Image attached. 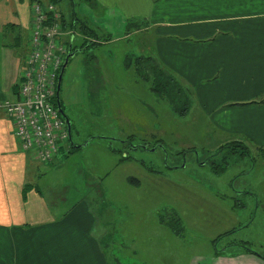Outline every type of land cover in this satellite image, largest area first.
Segmentation results:
<instances>
[{"label": "crops", "instance_id": "0c3cea01", "mask_svg": "<svg viewBox=\"0 0 264 264\" xmlns=\"http://www.w3.org/2000/svg\"><path fill=\"white\" fill-rule=\"evenodd\" d=\"M87 2L90 7L84 8L81 19L86 23L93 21L95 24V26L88 24L98 37L99 45L94 47L98 49L101 46L124 44L120 48L121 63L110 62L111 68H119L120 65L121 70L125 72L127 59H130L128 65H132L130 39L137 36L139 47H145L150 57L173 73L191 91L195 105V116L193 115L195 122L210 126L217 134L232 138V141L243 142L248 150L257 153L261 172L254 178V182H250L249 189L239 188L245 191H238V194L255 197L257 204L261 199L264 201V0H87ZM28 3L31 1L21 3L13 1L8 6L0 1L1 100L17 98L16 85L25 70L24 60L28 54L26 49L29 35L22 48L16 46L19 35L13 38L12 43V35L8 36L7 41L5 35L12 34V31L17 34L18 30L19 34H28L32 13ZM90 9L94 11L91 13ZM9 23L16 25L15 28L3 31L4 26ZM70 38L69 31H66L61 42L69 44ZM79 39L83 43L90 38L80 33ZM113 51H116V48H109V58L116 61L114 60L116 52ZM79 53L71 57L67 67L73 62L78 64L76 58ZM95 58V55H90L93 62ZM108 60L103 62L106 63ZM80 62L83 60L80 59ZM91 64L87 66L91 67ZM106 77L108 78L107 72ZM123 79V85L132 83L127 76H123ZM79 81L80 86H84L81 79ZM68 89L70 88L66 87L65 91L69 92ZM79 93L83 95L81 90ZM60 99L64 105L62 85ZM128 100L133 102L132 98ZM130 107L132 105H126L120 113L123 120L127 121L121 123L123 136L113 140L94 138L104 140L93 147L98 151L95 152L97 158L89 161L86 156L87 166H78L75 175L79 174L80 177V173L88 174L89 177L99 175L98 166L113 158L115 166L138 162L139 166L152 176L151 180L155 177H159V181L163 180L164 174L156 171L150 173L141 163L143 160H139L138 156L126 149L129 145L125 140L131 137V143L134 144L135 133L142 130L141 123L128 118L126 113H130ZM148 124L149 122L144 126ZM153 125L155 129L158 127L157 123ZM197 128H199L197 125L192 127ZM152 131L154 132L153 128ZM149 137L153 144H150L149 140L144 141L146 137L141 143H146L148 147L158 143L155 148L164 146L158 135L157 138L155 134ZM73 142L77 145L83 143ZM113 142H119L120 145L115 146ZM88 144L92 146L95 143L91 141ZM223 144L225 143L220 145ZM71 148L73 146L68 142L59 150L52 162L44 164L53 166L58 162L68 161L73 153L82 147L76 148L72 153ZM225 149L217 152L224 153ZM91 155L94 157L93 153ZM120 157L128 159L120 160ZM39 163L41 162L34 160L29 152L22 150L14 135L13 121L0 111V264H107L100 243L94 236L96 223L90 213L89 204L80 200L78 204L73 203L61 212L59 204H50L43 189L37 182L34 183V179L36 177L39 179L41 173ZM106 175L108 176L109 172ZM127 178L138 185V180L133 176ZM207 194L225 203L232 212L230 229L242 227L239 211L233 206V201L232 204H228V201L223 200L226 196L214 195L211 192ZM57 209L60 214L56 213ZM262 212L264 217V210ZM170 221L171 217L161 218L164 224ZM181 226L184 228L183 223ZM201 258L207 259L209 261L207 264H264L263 258L245 249H233L231 254L226 252L219 255L216 252L208 256L202 255Z\"/></svg>", "mask_w": 264, "mask_h": 264}, {"label": "rangeland", "instance_id": "374dc122", "mask_svg": "<svg viewBox=\"0 0 264 264\" xmlns=\"http://www.w3.org/2000/svg\"><path fill=\"white\" fill-rule=\"evenodd\" d=\"M0 1L8 6L13 1H31L28 3L32 12L27 34L29 40L34 13L37 11L35 7L41 4L33 0ZM56 4L69 23L74 17V12L82 17L84 8L89 6L87 0H59ZM47 5L48 1L44 2L42 8ZM90 11L92 13L94 10ZM88 22L87 24L95 26L93 21ZM97 22L99 24V21ZM5 29L6 27L3 31ZM19 32L18 30L17 34L15 31L6 34V41L8 36L12 35V43ZM71 34L74 37L70 38V43L80 45L82 42L79 39V29H75ZM130 40L131 58L149 56L145 47H139L137 36ZM123 45L118 43L98 49L90 47L86 52L79 53L76 58L78 64H70L63 77V110L74 125L71 132L73 141L85 143L92 137L113 140L123 136L121 123L127 121L123 120L120 113L126 105H132L130 113L126 114L131 120L141 123L142 130L135 133L134 144L126 149L138 156L139 160H143L146 167L164 174L163 180L159 181V177L151 180L152 176L139 166L138 162L115 166L113 158L97 165L99 175H75L78 166H87L86 156L89 161L97 158L95 145L104 140L93 139L91 141L94 145L83 146L81 150L73 153L68 161L58 162L53 166L39 163L41 173L39 179H34V183L37 182L43 189L50 204H59L60 212L68 209L73 203L78 204L80 200L89 204L90 213L96 223L94 236L100 243L107 264H192L193 260V264H207L209 261L202 260V255L208 256L216 252L219 255L226 252L231 254L233 249L244 250L245 248L238 244L242 242H246L252 252L258 253L259 257L264 259V201L261 199L257 204L255 197L238 194V191H245L239 188L249 189L250 182H254V178L261 172L257 153L251 152L250 149V155H232L230 149L218 153L217 151L228 142H233L232 138L223 137L210 126L195 122V105L189 92L188 114L180 116L170 110L163 96L150 91L149 88L155 83L152 79L144 81L134 70V64L128 65L125 72L121 70L120 65L119 68H111L110 62L121 63L120 48ZM109 48H116V51H113L116 52V61L109 58ZM91 54L96 57L94 62L90 59ZM80 59L83 62H80ZM105 60L108 61L105 63ZM90 64L91 67L87 66ZM123 76H127L132 83L123 85ZM138 78L139 80H136ZM79 79L84 86H80ZM179 81L181 82L180 79ZM66 87L70 88L69 92L65 91ZM182 88L184 92L188 89L184 83ZM129 98H132L133 102H130ZM176 106H184V100L178 99ZM152 120L158 124L156 129ZM148 122L149 124L144 126ZM193 125L199 128L192 129ZM152 134H155V138L158 135L164 146L143 148L141 141L145 137L144 141L149 140L150 144H153L149 137ZM113 143L115 146L120 145ZM222 143L225 144L220 145ZM137 145L141 147L133 150ZM213 154L216 155L211 157ZM224 156L228 165L222 173H214L211 161L222 164ZM128 176L136 178L138 185L127 178ZM180 184L183 186H179ZM48 189L50 190L47 191ZM208 192L226 196L223 200L228 201V204H232L236 199L240 201L238 202L242 206L237 209L241 228L230 229L232 212L225 203L208 196ZM58 209L56 213L60 214ZM171 214H176L183 221L184 228L176 221L171 220L168 224L161 222V218L168 219ZM250 220L252 221L248 223ZM226 233L229 234L215 241ZM234 244L238 246H232ZM223 251L224 253H220Z\"/></svg>", "mask_w": 264, "mask_h": 264}, {"label": "built area", "instance_id": "2783aa9c", "mask_svg": "<svg viewBox=\"0 0 264 264\" xmlns=\"http://www.w3.org/2000/svg\"><path fill=\"white\" fill-rule=\"evenodd\" d=\"M35 9L17 98L0 99V111L13 121L14 135L22 150L29 152L34 160L48 163L69 142L66 123L52 102L57 73L69 48L60 40L66 33L57 21L58 12L53 15L51 25H42L48 21V13L55 11V6L48 3L43 8L37 5Z\"/></svg>", "mask_w": 264, "mask_h": 264}, {"label": "trees", "instance_id": "16d2710c", "mask_svg": "<svg viewBox=\"0 0 264 264\" xmlns=\"http://www.w3.org/2000/svg\"><path fill=\"white\" fill-rule=\"evenodd\" d=\"M36 1L38 3H40L41 5H44V1H41V0H36ZM57 1H59V0H50V2H48V3L55 6V11L48 13V15H47L49 17L48 21L46 23H43L42 25L43 26L51 25L54 21L53 15L58 12L59 18L57 21L60 24L61 29L64 33H66V31H69L70 36L72 37L73 34H71V32L74 31L75 29H79V32L81 34L88 36L90 38L89 39L90 41L89 40L84 41L81 44V46H75V45H72L71 43H69V44L67 43L66 45L68 46L69 49L63 58H65L66 55H68L72 52H76V53L77 52H84L89 47H94L96 45L98 46L99 42H98V37H97L95 30L91 26H89L83 19H81V17L76 12H74V17L72 18L71 23H69L65 19V15H64L63 11H61L59 9V7L57 6V4H56ZM15 26L16 25L11 23V24L5 25L4 27H6V30H7V29L15 28ZM65 35H62L60 37V40ZM17 38L19 41H18V44L16 46H17V48H22V45L23 44L25 45L24 41L27 40V34H24V35L19 34V36ZM27 44H28V48H27L28 50L26 49V51H27L26 53L29 52V42ZM26 56H25V59H26ZM70 59H69V61H70ZM129 61H130V59H127L125 62V65L127 67H128ZM132 64L135 65L134 70L136 71V73L139 74L144 81H149L150 79H152V81L155 84L153 83L154 86L149 88L150 91L153 92L154 94L158 95V96H163L165 98V101L168 102V105L170 106V110L172 112L177 113L180 116L186 115L188 113V109H189V105H190V103H188L190 101L188 92H189V94H191V91L189 89H187V90L185 89L186 91L184 92V90L182 88V83L176 78V76L173 73H171L168 69H166L165 67H163L162 65L157 63L150 56H147V57L138 56L134 59L132 58ZM61 66H62V63L60 65V68H61ZM25 67H26V64H25ZM60 68H59L58 73H57V78H58V75L60 73ZM20 81H21V78H20ZM20 81L16 85L18 90H19ZM17 95H18V91H17ZM178 99L184 100V106L177 108L176 102ZM52 102L56 106V98L55 97H53ZM61 104H62V108L64 109V105H63L62 101H61ZM131 142H132L131 137H128L127 140H125V143H127L129 146L133 145ZM142 145H144V146H146V148H148L146 143L142 144ZM156 145H158V143ZM156 145H154V147ZM137 147H141V146L137 145ZM225 148L230 149L232 154L250 155L248 148L246 146H244L242 142H239V141H233V142L227 143L223 148H221V150L225 149ZM75 151H76V148H74V147L71 148V150H70L71 153L75 152ZM213 156H215V154L212 155L211 157H213ZM127 159L128 158L120 157V160H127ZM211 162H212L211 169L216 174L222 173L225 170L226 166L228 165V161H227V158L225 156L222 160V164H216L213 161H211ZM141 163L146 167V164L143 161H141ZM146 168L149 171H152V172L154 171L148 167H146ZM238 201L239 200H237V199L234 200L233 206H235V207L242 206L241 203H239L240 201L239 202ZM171 220L176 221L179 224H182L181 220L176 216V214L171 216ZM228 234L229 233L220 235L215 241H217L222 236L224 237ZM215 241H214V243H215ZM240 246H243L247 251L252 252V250L249 249L246 242L240 243ZM252 253L258 255V253H256V252H252Z\"/></svg>", "mask_w": 264, "mask_h": 264}, {"label": "water", "instance_id": "95a60500", "mask_svg": "<svg viewBox=\"0 0 264 264\" xmlns=\"http://www.w3.org/2000/svg\"><path fill=\"white\" fill-rule=\"evenodd\" d=\"M76 52H72L68 55L65 56L64 60H63V63H62V66L60 68V73L58 75V78H57V84H56V93H55V98H56V106H57V110L58 112L60 113L61 117L64 119L65 123H66V126H67V129H68V132H69V142L70 144L74 147V148H81L83 146H86L91 140H93L95 137H92L90 138L89 140H87L85 143L83 144H75L72 140V135H71V127H72V124H71V121L70 119L68 118V116L65 114L63 108H62V104H61V99H60V93H61V85H62V80H63V75H64V72L66 70V67L68 65V62H69V59L71 57H73L75 55ZM101 139H105L106 137H99ZM143 148H146V146L142 145ZM137 148L134 147V149ZM155 148V147H154Z\"/></svg>", "mask_w": 264, "mask_h": 264}]
</instances>
